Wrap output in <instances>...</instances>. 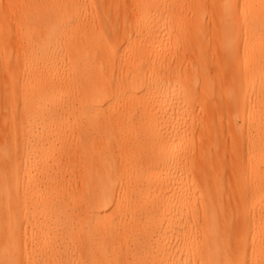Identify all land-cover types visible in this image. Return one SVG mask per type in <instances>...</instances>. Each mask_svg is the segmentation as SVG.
<instances>
[{"label":"bare ground","instance_id":"6f19581e","mask_svg":"<svg viewBox=\"0 0 264 264\" xmlns=\"http://www.w3.org/2000/svg\"><path fill=\"white\" fill-rule=\"evenodd\" d=\"M9 1L0 74L27 120H2L0 264H264V0H211L215 58L203 0H106L99 24L87 0Z\"/></svg>","mask_w":264,"mask_h":264},{"label":"rangeland","instance_id":"374dc122","mask_svg":"<svg viewBox=\"0 0 264 264\" xmlns=\"http://www.w3.org/2000/svg\"><path fill=\"white\" fill-rule=\"evenodd\" d=\"M192 1L193 0H188L187 2L190 3L191 5ZM203 1L205 2L208 8L206 11H204V18H203V27H204L203 30L206 36V39L203 42L204 43L203 47L205 50V56H207L208 58H215L218 55V51H219L218 48L220 46H217V44H215L214 37L212 36L213 31H214V25L211 20L212 19V11L210 10L211 0H203ZM9 2H10L9 0H0V15H2L3 13H8ZM128 2L129 0H114L112 7L113 9H115L116 6L122 7L125 5L128 13L130 14L131 7L128 4ZM90 4H91V0H87V4H85L84 14H86L87 17H89L91 14H95V11L97 8V11L99 12L98 13L99 18L95 21V23L99 24V19H101L100 14H102V12L105 11V9L107 8V1L106 0H96L95 8L94 7L92 8ZM110 10L113 12L112 8ZM187 15H191V13H188ZM14 17L15 16H11V17L8 16L9 18L8 20L10 22L9 24H7V27L11 29L13 33L16 32V22L14 21ZM129 19H133V16L129 15ZM115 22H116V28H114L113 30H116L117 27L121 25V20L119 19V17L116 18ZM16 51H17L16 44L13 43L12 45V54H13L12 56L13 57L16 56ZM174 51L175 49L172 48L170 49L169 53H173ZM189 54L193 56L191 50ZM188 65H189L188 62H185L182 65L183 66L182 72L185 76H187L188 82H191L192 80L195 79V81L197 82L196 86L198 87V90L201 93V81L203 80V77L201 74H199L197 78L196 76L193 77L191 75V71H189ZM207 69L208 70L206 73H207L208 78L204 80V84H203L204 88H206V90L204 91L206 94V96H204L205 100L209 98H213V96L217 93V88H218L216 74H215L216 66L214 65V63H212L210 64L209 67H207ZM71 95H72L71 93L65 94L64 98L71 96ZM21 96H22V91H20L19 89L14 90L11 86V82L9 81L8 77L0 74V134L9 132V128L6 126V124L2 122V120H14V122H16V125L18 127L17 129L19 130V132L22 133L25 131L24 130V128L26 127L25 120H27V116H26V112L24 109V104L21 99ZM200 102L201 103L203 102V98L201 97L199 100V105H198V101L196 102L197 110L200 108L199 107ZM240 115L241 114L238 113V118L236 122V128H238V143L244 144L246 140V135H247L249 124L242 123ZM217 121L224 127H227L228 125H230V122L228 120V114L225 112L219 117V120ZM22 139L23 138L21 137L20 140ZM205 139L206 138L204 134H201L200 132H195V133L193 132V136L191 137V142L198 143V142L204 141ZM71 140H73V138H71ZM13 146H14L13 144L10 146L11 150ZM245 148H246V145H244L243 147L244 151H245ZM71 151L72 149L70 145H64L63 149L61 150V156L63 158H66L68 155L71 154ZM200 153L201 152L199 148H196V150L192 152V157H193V160L196 166L200 165L199 163ZM83 198H84V190L82 188V201H83Z\"/></svg>","mask_w":264,"mask_h":264}]
</instances>
